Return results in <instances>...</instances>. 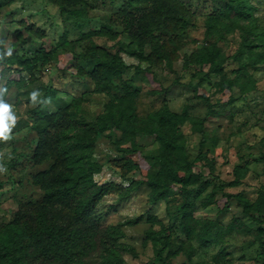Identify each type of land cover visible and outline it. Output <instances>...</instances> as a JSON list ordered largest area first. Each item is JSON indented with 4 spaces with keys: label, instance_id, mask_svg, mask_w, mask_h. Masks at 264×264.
<instances>
[{
    "label": "trees",
    "instance_id": "16d2710c",
    "mask_svg": "<svg viewBox=\"0 0 264 264\" xmlns=\"http://www.w3.org/2000/svg\"><path fill=\"white\" fill-rule=\"evenodd\" d=\"M18 1L22 0H1L0 9ZM47 1L58 7L62 17L71 15L81 19L88 16V0ZM253 10L251 0H227L223 18L213 14L206 23L208 36L216 27L228 32L242 31L243 44L252 45L248 61L241 64L244 67L248 64L264 66V50H255L251 40L255 35L264 43V29H256L255 23L249 21ZM187 16L188 8L184 0H124L111 13L107 24L83 35L88 41L87 47L85 51L74 52L71 59L77 75L88 76L95 83L97 92L122 90L124 94L113 96L106 104V112L98 116L95 124L74 117L73 111L79 107L78 99L50 110L49 101L45 98L30 110L31 129L38 138L31 158L35 164L50 162V166L33 176L34 184L43 190L42 197L21 202L12 220L0 221V264H91L90 257L96 251L103 264H130L125 255H136L135 249L120 242L124 236L122 231L103 223L98 206L112 194L120 198L130 196L141 183L150 188L148 201L152 204L162 200L169 202L179 195L183 197L179 204L180 229L187 241H183L177 251L169 253L170 257H176L183 252L188 263L182 264H193L195 240L206 246L222 243L224 235L235 229L246 231L247 227L239 216L227 226L216 219L196 217V203L188 195L190 186L209 184L207 178L213 174L215 166L210 161L205 124L210 119H219L223 112L215 109L209 97L198 95L207 101L209 109L206 116L193 119V134L199 135L200 139L196 143V160L192 161L188 137L182 134V127L189 120L188 109L175 112L166 104L148 118L141 119L136 103L140 91L131 79L124 77L129 68L123 58L125 48L121 45L114 51L94 41V37H104L118 43L120 37L125 36L129 40L128 48L136 46L133 54L140 62L173 67L174 62L182 59L185 69L204 72L206 77L220 74L222 86L233 93L236 87L241 93L252 90L254 84L227 77L224 71L227 56L217 42L195 47L182 55ZM18 25L21 27L15 30L14 35L23 44L27 42L24 31L40 40L48 35L45 28L35 23L20 20ZM69 42L65 31L54 48L47 49L42 44L28 51V55L21 53L15 45H8L7 37H1L0 66L13 76L0 83L1 100L10 102L9 99L14 97V102L19 103L25 88L42 78L44 68ZM147 47L149 52H146ZM195 91L198 92L197 87ZM49 92L55 99V91L49 89ZM231 100H235L234 95ZM107 131L117 136L116 144L123 149V155L114 161V165L122 179L130 180L128 186L115 181L101 183L96 179L102 164L94 160L93 155L98 137ZM146 138L160 144L158 154L143 152ZM3 144L4 141H0V147ZM133 155L140 156L142 162L149 165V170L144 171ZM197 161L202 164L199 171L194 169ZM150 167L156 170L151 171ZM203 167L209 169L208 174ZM133 172L140 173L142 177H130ZM4 187L5 183L0 178V195ZM217 190V185H214L211 197L203 203L204 206L214 203ZM224 196L227 198L224 209H229L230 201L235 199L242 209L241 214L246 217L255 218L253 212H264V191L255 201L247 199L241 192L224 193ZM148 221L160 223L161 229L149 230L146 238L155 240L159 236L157 240L163 241L164 247H171L172 229L155 215L148 217ZM258 231L264 235L263 228ZM224 256L225 252L221 249L216 258L219 261ZM159 259L165 264L161 253L154 257L152 264Z\"/></svg>",
    "mask_w": 264,
    "mask_h": 264
},
{
    "label": "rangeland",
    "instance_id": "374dc122",
    "mask_svg": "<svg viewBox=\"0 0 264 264\" xmlns=\"http://www.w3.org/2000/svg\"><path fill=\"white\" fill-rule=\"evenodd\" d=\"M124 0H88V16L77 19L68 15L62 17L56 5L47 0H22L0 9V38L7 37L8 45H15L21 53L30 54L40 45L47 49L54 48L64 32L68 34L69 44L60 48L55 59L48 64L42 78L30 84L22 93L19 103L14 102L11 95L10 102L17 115V123L11 132V139L4 141L0 147V178L5 187L0 195V221L8 222L13 219L15 211L21 202L35 201L42 197L43 190L34 184L33 176L50 166V162L41 165L35 164L31 153L37 144V134L31 129L30 110L36 107L42 99L49 101V109L56 110L59 105L70 103L78 99L79 107L74 110V117L79 121L95 124L100 114L106 112V104L113 96H122V90L110 92H97L95 83L88 77H80L77 70L71 65L74 52L85 51L88 41L83 35L93 29H98L107 24L111 13L121 6ZM1 2V0H0ZM188 8L187 35L182 38L185 52H190L195 47L217 42L227 56L224 71L228 78L240 82H248L253 89L245 93L236 87L232 90L222 86V76L211 74L206 77L204 72L185 69L182 59L174 62L173 67L166 64L150 65L140 62L133 54V48H128L129 40L121 36L120 42H115L104 37H94V41L111 50L119 46L125 48L123 58L129 65L124 77L131 79L140 94L137 98V113L141 119H146L151 113L158 111L164 105L175 112L187 108L189 120L182 127V134L188 137L190 159L196 160L197 146L200 136L193 134V119L204 117L208 113V103L198 95H206L215 105V109L223 112L219 119H210L205 124L207 131V148L210 149V161L215 166L213 174H209V184L190 186L189 198L196 203L195 215L203 220L216 219L227 226L234 219L241 217L247 227L246 231L235 229L232 233L224 235L222 243H212L202 246L194 241L193 264H264V235L258 229H264V212H253V217L241 214V208L235 199L229 203V209H224L227 198L224 193H243L247 199L255 201L264 191V66L246 67L249 50L252 45H244L242 31L228 32L216 27L211 35H207L206 23L211 15H218L221 19L227 0H184ZM254 5L253 16L249 19L254 22L256 29H264V0H251ZM35 23L45 28L47 36L37 39L24 31L26 43L18 42L14 32L21 26L18 21ZM254 49L264 50V43L256 36H252ZM150 49L147 47L146 52ZM6 73V74H5ZM13 77L9 72H4L0 66V83ZM17 77V75H14ZM204 79H203V78ZM49 87V88H48ZM195 87L198 92L196 93ZM1 89V87H0ZM49 89L55 91L52 98ZM36 92L35 104L30 99V93ZM234 95L235 100L231 97ZM1 100V94H0ZM117 136L110 131L98 137L93 159L102 164L101 172L96 174V179L103 182L115 181L125 186L130 180L122 179L114 161L123 155V149L117 144ZM145 154H158L160 144L146 138L144 140ZM136 162L144 171L149 170V165L140 156L133 155ZM238 167L237 170L235 168ZM151 168V167H150ZM202 168L196 162L195 171ZM156 170L155 167L150 169ZM208 174L209 169L203 167ZM130 177L140 178L142 175L133 172ZM217 185L218 189L213 204L204 206V202L211 197V192ZM150 188L147 184H139L136 190L126 198L116 194L106 196L98 206L103 223L113 229L124 233L120 242L135 249L136 255L126 254L125 258L130 264H152L156 255L161 253L165 264H182L187 262L186 255L181 252L176 257L169 253L177 251L186 236L181 232V211L179 204L182 196L173 197L169 202L148 201ZM155 215L168 228L172 229L171 247H164V242L146 238L151 229H161L160 223L152 224L148 217ZM236 215V217H235ZM225 252L223 259L216 258L220 250ZM91 264H103L98 252L90 257ZM156 264H162L157 260Z\"/></svg>",
    "mask_w": 264,
    "mask_h": 264
},
{
    "label": "clouds",
    "instance_id": "9594fccd",
    "mask_svg": "<svg viewBox=\"0 0 264 264\" xmlns=\"http://www.w3.org/2000/svg\"><path fill=\"white\" fill-rule=\"evenodd\" d=\"M9 55H11V51H9ZM30 99L35 104L37 93H30ZM17 119L13 105L6 104L3 100H0V141H8L12 138L10 134L17 123ZM4 171L6 170L0 169V172Z\"/></svg>",
    "mask_w": 264,
    "mask_h": 264
}]
</instances>
